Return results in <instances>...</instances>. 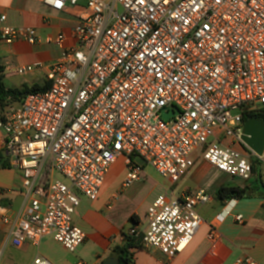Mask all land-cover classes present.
Returning <instances> with one entry per match:
<instances>
[{"label": "built area", "instance_id": "1", "mask_svg": "<svg viewBox=\"0 0 264 264\" xmlns=\"http://www.w3.org/2000/svg\"><path fill=\"white\" fill-rule=\"evenodd\" d=\"M43 2L58 11L79 6ZM5 20L0 41H38L36 29ZM70 36L59 61L17 68L21 76L46 68V90L0 105L1 149L21 173L27 202L11 233L14 245L51 237L76 252L85 241L74 221L81 197L96 201L121 159L123 189L142 178L137 160L170 184L199 159L243 181L255 176L256 163L264 181V150L255 153L241 138L244 113L264 109V0H86ZM46 41L63 46L68 36ZM173 107L178 113L165 120ZM210 200L204 190L161 194L142 230L133 226L124 236L142 235L144 248L172 259L196 235L198 208ZM235 202L225 201L217 218L231 215ZM32 264L51 263L38 257ZM233 264L258 263L246 256Z\"/></svg>", "mask_w": 264, "mask_h": 264}, {"label": "crops", "instance_id": "2", "mask_svg": "<svg viewBox=\"0 0 264 264\" xmlns=\"http://www.w3.org/2000/svg\"><path fill=\"white\" fill-rule=\"evenodd\" d=\"M85 9L86 0H79L78 7L68 4L61 11L46 6L43 0H0V17H6L4 24L32 27L38 34V41L33 44L22 40L12 43L0 41V65L4 69L5 86L21 89L46 83V68L35 69L24 76L17 73V68L36 62L50 64L59 61L65 48L72 43V29L80 21ZM60 33L68 36L66 44L59 46L47 43L48 37ZM2 135L0 130V152ZM234 148L243 149L237 145ZM125 175L124 161L119 160L111 167L96 201L81 197L74 221L85 233V241L72 253L51 237L43 239L38 246L29 242L20 246L12 243L14 224L24 213L27 202L20 171L11 163L8 168L0 167V216L9 218L8 223H3L0 218V264H32L38 257L51 264H76L78 261L102 264L108 259H115L118 264H122L116 248L126 244L124 235L130 228L135 226L139 231L142 230L147 210L155 200L153 198L143 206L139 203L133 208L132 204L138 201L143 186L134 183L123 189ZM255 177L234 183L232 181L235 179L221 173L207 161L197 160L185 177L164 189L165 193L174 197L198 190L211 195L210 202L198 208L203 222L192 241L172 259L155 249L132 246L124 255L127 258L124 264H233L236 259L246 256L258 264H264V195L263 188L254 181ZM221 185L250 186L255 189L250 197L233 198L236 202L232 214L223 220L217 218L223 203L215 200V193ZM237 214L243 216L242 222L235 219ZM213 228L216 237L211 239Z\"/></svg>", "mask_w": 264, "mask_h": 264}, {"label": "trees", "instance_id": "3", "mask_svg": "<svg viewBox=\"0 0 264 264\" xmlns=\"http://www.w3.org/2000/svg\"><path fill=\"white\" fill-rule=\"evenodd\" d=\"M3 66L0 65V105L5 106L8 103L11 102H21V100L31 94V93H37L42 92L46 90L49 87L48 82L44 83L43 85L35 84L32 86H24L21 89H10L5 86L4 83V76H3ZM252 117H258L264 120V109L253 111V112H246L243 116V122L247 121L248 119ZM0 167L1 168H8L10 167V163L7 160V158L4 156L3 151L0 152ZM253 171L255 174V182L259 187L263 188L262 195H264V181L262 180V176L259 172V167L254 164ZM258 187V188H259ZM255 191L254 188L250 186L240 187L235 185H221L216 193H215V200L219 203H224L227 200L236 198H244V197H250L253 195V192ZM126 244L123 247L116 248L117 254H119V260L122 264L127 262V258L124 257V255L127 253L128 248L132 246H143L142 243V235L138 237H126Z\"/></svg>", "mask_w": 264, "mask_h": 264}, {"label": "rangeland", "instance_id": "4", "mask_svg": "<svg viewBox=\"0 0 264 264\" xmlns=\"http://www.w3.org/2000/svg\"><path fill=\"white\" fill-rule=\"evenodd\" d=\"M122 160V159H121ZM123 161V160H122ZM137 162L142 166L144 179L141 181H136L135 183H141L143 188L138 195V201L132 204L133 208H136L139 203L140 206L145 205L147 202L151 201L153 198L156 199L160 194L165 193V188L169 186L170 182L164 179L153 167L144 164L141 160ZM56 178H61L58 174H55ZM229 180L235 179L232 182L237 183L240 180L236 178H228ZM129 228V227H128Z\"/></svg>", "mask_w": 264, "mask_h": 264}, {"label": "water", "instance_id": "5", "mask_svg": "<svg viewBox=\"0 0 264 264\" xmlns=\"http://www.w3.org/2000/svg\"><path fill=\"white\" fill-rule=\"evenodd\" d=\"M178 109L173 107L172 111L163 114L165 120L173 114H177ZM242 141L244 146L257 154H262L264 150V120L258 117H252L244 122ZM102 264H118L115 259H108Z\"/></svg>", "mask_w": 264, "mask_h": 264}]
</instances>
